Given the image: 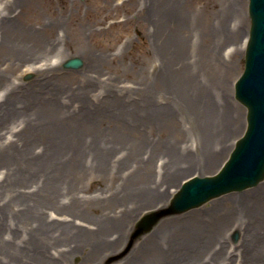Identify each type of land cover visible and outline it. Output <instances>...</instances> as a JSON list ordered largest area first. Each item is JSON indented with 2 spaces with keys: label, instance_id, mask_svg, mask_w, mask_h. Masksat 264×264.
Masks as SVG:
<instances>
[{
  "label": "bare ground",
  "instance_id": "6f19581e",
  "mask_svg": "<svg viewBox=\"0 0 264 264\" xmlns=\"http://www.w3.org/2000/svg\"><path fill=\"white\" fill-rule=\"evenodd\" d=\"M132 1L142 4L141 13L148 7L154 21L153 31L163 32L166 60L159 51L155 56L162 60L158 69L167 71L175 90L168 93V103L174 112L172 117L190 118L191 124H182L185 128L180 126L177 137L145 144L132 159L125 155L118 162L119 168L126 170L121 182L111 188V194L100 192L94 197L99 199L101 195L102 200L113 207L106 215L108 220L115 219L118 226L129 221L141 207L167 196L171 191L168 182L179 174L191 169L212 168L226 150L227 137L241 118V109L232 98L226 77L233 69L232 59L229 62L219 59L208 44L204 45L203 54L195 52L200 45L194 39L195 31L191 35L189 32L198 25L191 14H199L190 9V0ZM30 2L32 0H6L0 11V45L5 44L11 57H20V62L31 60L25 64L26 68L37 74L33 81L25 82L13 77L10 68L0 69V83L3 82L0 92V264H46V255L50 260L47 264H57L62 257L76 254V247L85 241L79 238L78 243H74V237L91 239L89 253L82 261L89 257L98 260L103 243L110 241L100 238L105 237V232L85 228L87 222L83 219L78 222V218L65 216V219L54 213L67 208L75 215L76 206L86 204L88 200L81 183L89 168L87 152L113 140L105 139L104 135L95 138L84 131L81 118L73 114L75 93L66 92L62 84L54 83L55 88L47 86L54 78L66 75L57 60L62 59L61 49L67 39L64 34L60 36L58 30L65 31L66 26L81 35L86 32L76 9L79 3L49 0L50 6L58 11L54 18L38 25L13 27L17 7L22 9ZM241 5V0H232L230 8L239 24ZM210 21L211 17L206 21L209 25L206 30L213 25ZM6 26H11L10 32H5ZM190 43L192 47L188 50ZM40 56H44L43 60L35 64L33 60ZM199 63L206 75L202 78L208 84L196 75ZM81 72L88 85L97 80L87 69ZM86 91L83 90L82 95H86ZM186 132L190 134L187 137ZM37 133L42 136L34 137ZM71 175L74 179L69 181ZM251 197L254 198L251 207L245 209L242 203ZM121 200L124 203L118 209L117 203ZM225 201L228 202L225 210L221 208L223 200H213L210 205L187 212L185 216L165 219L142 236L141 241L134 242L128 253L113 264H234L233 250L221 230L235 219L248 222L243 232L245 240L239 264L248 257H254L251 264H264V188L253 194H231ZM103 221L91 219L89 227L99 231L98 226ZM111 227L107 228V233ZM84 230L91 232L85 234Z\"/></svg>",
  "mask_w": 264,
  "mask_h": 264
},
{
  "label": "rangeland",
  "instance_id": "374dc122",
  "mask_svg": "<svg viewBox=\"0 0 264 264\" xmlns=\"http://www.w3.org/2000/svg\"><path fill=\"white\" fill-rule=\"evenodd\" d=\"M76 1L79 3L76 9L79 13L80 22H82L83 29L87 33L81 35L74 28H66L63 25L65 31L58 30L61 33L60 36L64 34L63 37L65 36L67 39L63 44L64 48L61 49L65 56L63 53L62 59L57 60L61 70L66 71V75L62 78H54L55 81L47 84V86L54 85L55 88V84H62L66 86V92L75 93L73 107L76 111L73 114L81 118L80 123L83 125L84 131L87 130L95 138L104 135L105 139L109 137L113 140L101 143L95 150L87 152L90 155L87 162L89 168L81 183V186L84 187L83 193H85L88 200L86 204L82 207L76 206L75 215H72L73 213H70L67 208L56 210L54 213L55 216L65 219V216L78 218V222L83 219L87 222L84 225L85 228L87 227L98 233H102L103 230L105 237L100 238L110 241L107 244L103 243L104 247L100 249L101 256L98 260L89 257L87 260L82 261L83 256L89 253L91 239L89 237H74V243H78L79 238H84L85 241L76 247V254L62 257L57 264H113L120 261L128 253L129 237H131L135 223L141 214L152 208L167 205L187 176L215 174L224 161L228 159L237 138L244 133L247 126V107L235 96V82L245 66L246 45L244 40L249 36L251 25L248 11L249 0H241L242 21L240 24L230 10L233 7L232 0H190V9L195 14H199L197 16L191 14L198 25L189 32L191 35L195 31L193 34L194 39L200 45L197 49L195 48V52L202 53L203 48L208 44L210 51H214L219 59L227 62L231 59L233 61V69L227 72L226 77L232 89L230 92L232 98L239 104L241 109V118L239 125L235 129L233 128L231 136L227 137L226 150L223 151L212 168L206 170L191 169L179 174L177 178L168 182L171 191L167 193V196H163L159 200L155 199L148 206L141 207L129 221L121 226H118L113 218L108 220L106 214L113 207L103 201L101 195L99 199H94L95 195L100 194V192L103 195L111 194L113 192L111 188L118 186L122 176L125 175L123 172L126 171L119 168L118 162L125 155L132 159V155L145 144L177 137L182 129L180 126L182 124L185 126L190 125L191 119H185L181 115L172 117L174 112L170 103H168V93L175 90L171 87V80L167 71L158 69L162 60L155 56L159 51L160 55L164 56V60H166L167 47L163 45V32L160 31L159 33L156 29L154 31L152 29L154 21L151 20L148 14V7H144V12L141 13L142 4L135 3L132 0ZM5 3L6 0H0V11H2ZM16 12H18V16L14 19L16 23L13 27L38 25L41 21H50L55 17V14H58V11L56 12V9L50 6L49 0H32L22 9L17 7ZM209 17H211L210 24L212 22L213 25L209 30H206V26H209L206 23ZM240 25L241 28L239 29ZM4 29L5 32H10L11 26H6ZM90 29L92 31H89ZM54 35H56V32H54ZM17 44L20 43L16 42ZM191 47L192 43L189 44L188 50ZM54 52L55 50L52 54ZM73 56H79L83 59L81 65L66 67L64 65L65 61ZM43 57L40 56L33 61H36L35 64H37L40 60H43ZM19 58L17 56L11 57L5 44L0 45V69L5 71L10 68L9 73L13 77L20 78L25 82L33 81L37 78V74L24 70L25 64H28L31 60L20 62L18 61ZM52 58L56 59V56ZM85 69L97 79L91 85H88V81L81 72ZM197 69L198 73L196 72V75H199L204 81L202 77H206V75L202 71L201 63H199ZM28 74H31L30 78H28ZM2 84L3 82L0 83V92L3 90ZM83 90H87L86 95H82ZM185 126L182 127L185 128ZM189 135L186 132L185 137ZM41 136L40 133H37L34 137L39 138ZM107 161L111 162H109L110 165ZM73 179L74 177L71 175L69 181ZM259 188H264V179L254 186L219 195L187 211L166 215L155 226H159L167 218L185 216L187 212L210 205L213 200H223L221 208L225 210L228 205V202L225 201L227 196L231 194L244 195L246 192L253 194ZM127 200L129 201L131 198L127 197ZM253 200L254 198L251 197L243 201V207L245 209L251 207ZM123 203V200L119 201L117 208L119 209ZM91 219L104 220L98 226L100 227L99 231L89 227L92 226L88 222ZM228 222L223 226L221 234L227 240L229 248L233 250L232 258L236 260L234 264H239L241 248L245 240L243 232L247 228L248 222L243 223L237 219L234 222ZM108 227L111 228L107 233ZM84 231L85 234L91 232ZM148 232L138 237L134 242L141 241L144 238L142 236L148 234ZM101 242L99 239L98 243ZM106 249H109L108 254L103 256ZM45 260L46 264L50 262L47 255ZM253 260L254 257H248L245 260L246 262L242 261V264H251Z\"/></svg>",
  "mask_w": 264,
  "mask_h": 264
},
{
  "label": "water",
  "instance_id": "95a60500",
  "mask_svg": "<svg viewBox=\"0 0 264 264\" xmlns=\"http://www.w3.org/2000/svg\"><path fill=\"white\" fill-rule=\"evenodd\" d=\"M252 19L246 52V69L236 83V96L248 105V126L216 175L194 176L187 180L171 200L170 206L142 217L134 236L150 229L165 214L181 212L208 199L257 184L264 178V0H250ZM81 59L65 65L76 67Z\"/></svg>",
  "mask_w": 264,
  "mask_h": 264
}]
</instances>
